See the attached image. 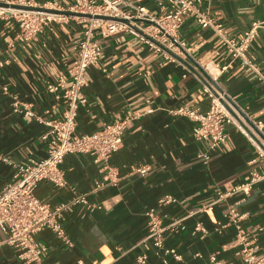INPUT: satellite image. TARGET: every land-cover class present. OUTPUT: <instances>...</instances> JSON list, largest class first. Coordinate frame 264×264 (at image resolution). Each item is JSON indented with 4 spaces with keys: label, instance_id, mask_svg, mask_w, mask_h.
Segmentation results:
<instances>
[{
    "label": "crops",
    "instance_id": "obj_1",
    "mask_svg": "<svg viewBox=\"0 0 264 264\" xmlns=\"http://www.w3.org/2000/svg\"><path fill=\"white\" fill-rule=\"evenodd\" d=\"M42 6L56 2L69 8L74 0H33ZM158 14L160 0H126ZM198 7L218 21L223 31L239 39L253 22H264V0H200ZM63 11V10H61ZM85 24L75 18L52 22L32 39L19 41L17 23L0 18V189L12 182L14 165L45 156L41 135L45 127L35 120L59 119L65 108L62 99L47 91L61 73L75 63L78 43ZM188 50L181 64L164 63L137 37L119 33L97 36L101 47L98 65L85 72L80 93L76 134L92 133L115 120L134 117L122 137L120 149L107 163L95 162L87 154H68L60 168L65 187L39 183L35 196L55 208L84 196L87 204H71L62 212L61 225L72 247L63 244L52 232L34 236L43 244L46 264H138L146 254V264H206L211 254L224 261L241 264L231 247L235 230L218 228L229 204L246 213L243 226L264 228V180L250 189L226 195L232 188L248 181L250 170L262 171L247 138L234 126H227L223 145L209 150L205 142L192 135L194 123L175 115L179 107L203 112L209 99L204 93L201 66L218 74V84L233 101L256 122L264 124V81L239 61L230 63L223 42L210 29L201 28L186 17L178 30ZM246 55L264 76V25L250 44ZM6 62V63H5ZM185 68L192 70L187 72ZM197 77V78H196ZM6 88V91L3 88ZM31 105L34 116L16 113L12 103ZM264 130V126H263ZM147 166L144 175L136 169ZM106 167L113 170L116 183L95 190ZM164 196L173 203L159 205ZM217 201L211 210L200 208ZM94 205L89 209L87 205ZM149 209L167 227L181 220L176 231L166 230L164 242L181 255L180 261L163 263L143 241ZM201 223L204 232H195ZM258 243L264 250V231ZM0 264H23L17 250L5 243L0 231Z\"/></svg>",
    "mask_w": 264,
    "mask_h": 264
},
{
    "label": "built area",
    "instance_id": "obj_2",
    "mask_svg": "<svg viewBox=\"0 0 264 264\" xmlns=\"http://www.w3.org/2000/svg\"><path fill=\"white\" fill-rule=\"evenodd\" d=\"M200 0H160L157 2L158 14H151L145 7L126 0H74L67 9H60L56 2L38 6L33 0H0L7 4H14L22 8L0 7V18H11L16 21L18 32L15 38L19 41L32 39L42 29L52 22H63L75 18L85 24L83 38L78 43L75 63L61 73L54 83L47 86V91L62 99L65 108L59 119L44 120L39 116L35 120L45 127L41 140L45 145V156L42 159H28L27 164L14 165L13 180L0 189V231L5 235V243L17 250V258L23 264H46L43 258L46 248L34 240V236L44 230L52 232L63 244L72 247V242L66 236L62 225V212L71 204H87L84 196L74 198L68 204H61L50 208L48 204L39 200L34 190L39 183H49L56 188L66 185L60 164L68 154H87L95 162H108L109 158L117 152L122 145L124 132L134 117H124L115 120L101 130L76 134V117L78 106L83 102L80 98L81 90L85 85V72L90 67L98 65L101 47L97 36L102 38L127 33L137 37L151 51L160 54L164 63H180L182 55L188 50L180 40L178 30L186 17H192L203 29H210L223 42L228 53L230 63L239 61L248 66L257 74L258 79L264 81V76L252 65L246 52L257 36L258 29L264 22H253L242 37L226 34L221 24L212 18L207 11L198 7ZM47 10H65L72 13L90 15L86 17H73L47 12ZM6 63V62H5ZM4 62L0 63L3 66ZM187 72L192 70L185 68ZM209 79L204 78L203 90L209 99L208 108L199 112L187 107H179L173 113L188 118L194 123L192 135L197 141L205 142L209 150L223 145L227 139V126H234L242 133L253 147L255 157L250 164H263L262 171L257 168L250 170L247 182L237 185L228 194H219L224 198L229 194H248L250 189L264 180V124L253 120L247 112L238 106L218 84V74L212 73L209 66H201ZM197 78V77H196ZM6 91V88H3ZM13 110L27 116H34L30 104L14 101ZM147 166L136 169V173L144 175ZM116 183L112 169L106 167L101 180L94 182L95 190L106 185ZM174 199L164 196L158 201L159 205L173 203ZM214 201L200 208L211 210ZM92 209L94 205H87ZM147 217L146 234L143 241L150 244L154 255L166 263L168 259L180 261L181 255L174 247L166 246L164 233L166 230L176 231L181 220H174L167 227L162 226L161 218L149 209L145 212ZM246 213L237 209L235 204H229L223 215V222L219 228L232 226L235 230L231 247L235 248L234 257L241 260V264H264V250L258 243L259 235L264 231L260 225L243 226ZM195 232H204L201 223H197ZM138 264H146V254L136 258ZM206 264H234L217 258L216 254L208 257Z\"/></svg>",
    "mask_w": 264,
    "mask_h": 264
},
{
    "label": "water",
    "instance_id": "obj_3",
    "mask_svg": "<svg viewBox=\"0 0 264 264\" xmlns=\"http://www.w3.org/2000/svg\"><path fill=\"white\" fill-rule=\"evenodd\" d=\"M0 7H3V8H8V7L9 8H22L21 6L14 5V4H7L5 2H0ZM35 9H40V10L47 11V12H54V13L62 14V15H65V16L90 18V15L72 13V12L65 11V10L57 11V10H47V9H43V8H35ZM201 73L206 79H209V77L207 76V74L205 72L201 71Z\"/></svg>",
    "mask_w": 264,
    "mask_h": 264
}]
</instances>
